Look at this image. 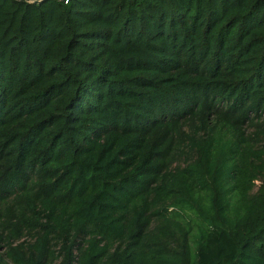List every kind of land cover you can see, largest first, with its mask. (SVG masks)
I'll return each instance as SVG.
<instances>
[{
	"label": "trees",
	"instance_id": "1",
	"mask_svg": "<svg viewBox=\"0 0 264 264\" xmlns=\"http://www.w3.org/2000/svg\"><path fill=\"white\" fill-rule=\"evenodd\" d=\"M0 264H264V0H0Z\"/></svg>",
	"mask_w": 264,
	"mask_h": 264
}]
</instances>
